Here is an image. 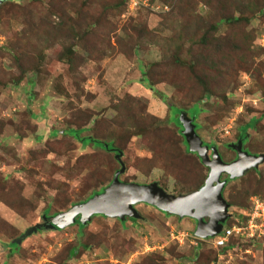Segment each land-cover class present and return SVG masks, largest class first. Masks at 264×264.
Instances as JSON below:
<instances>
[{
	"label": "rangeland",
	"instance_id": "obj_1",
	"mask_svg": "<svg viewBox=\"0 0 264 264\" xmlns=\"http://www.w3.org/2000/svg\"><path fill=\"white\" fill-rule=\"evenodd\" d=\"M40 1L37 4L33 0H13L0 9V217L21 234L43 222L48 205H68V209L72 201L84 198L93 188L108 185L120 168L115 153L91 143L83 146L64 134V130L76 123L84 124L90 130L82 135H88L98 121L110 124L112 119L121 120L125 110L118 100L126 94L141 102L136 103L139 117H148L145 113H150L171 127L179 122L175 109L169 110V104L179 100L174 96L175 88L161 82L153 85L152 91L144 81L145 70L161 61L163 52L147 41L143 47L133 48L131 58H127L117 52L114 44L116 38L125 37L123 30L129 19L137 16L155 33L168 35L178 19L173 9L154 3L138 9L126 8L120 16L109 18L112 25L109 53L100 57L97 47H93L96 50L88 49L69 68L58 55L64 45L73 41V36H60L62 29L52 30L50 26H57L60 19L65 22L63 29L70 28L67 25L71 19L83 23L88 15L100 13V0ZM81 1L87 5L78 14ZM50 5L60 8L63 16L54 11L47 13ZM157 5L160 8L155 10ZM41 18L50 21V26H44L50 29V38L40 26ZM262 18L259 15L252 19L248 29L255 30L254 45L263 49L255 60L264 63ZM225 29L226 25H221L220 31ZM45 38L54 40L48 43ZM84 40L89 48L98 38L90 35ZM25 45L28 46L25 53L29 55L43 47L46 58L40 65L39 76L28 74L15 84L10 79L11 73H18L13 55ZM30 78L35 81L32 86L27 84ZM227 90H231L228 96L231 104L225 106L221 99L211 97L208 103L198 104L196 122L200 138L214 142L224 161L229 162L235 154L228 145L235 143L238 126L252 116L262 117L258 130H249V150L255 153L264 141V91L256 85L254 75L245 71L238 72L235 87L230 85ZM186 113L192 117V108ZM108 129L104 131L107 133L115 126L108 125ZM151 144L149 135L132 136L125 142L121 155L125 169L119 175L120 180L141 184L161 181L168 193L178 194L174 189L176 180L166 171L156 145ZM167 146L170 148V143L164 149ZM183 159L184 169L197 161L189 155ZM251 169L227 183L226 196L248 190L247 180L253 176L248 173ZM256 169L254 181L264 180V162ZM225 176L222 174L221 179ZM3 196L9 197L14 206L7 204ZM255 203L263 205L257 214ZM244 204L229 206L232 224L225 227L232 229V234L221 247L216 246L215 236L200 238L194 234L193 218H178L152 205L137 203L135 208L140 215L137 219L128 217L121 224L115 217L96 215L81 230L75 223L62 229L40 227L23 238L17 249L7 245L9 236L0 231V264H201L194 258L201 252L216 253V259L209 264H264V195L250 193ZM71 248L76 249L73 255Z\"/></svg>",
	"mask_w": 264,
	"mask_h": 264
},
{
	"label": "trees",
	"instance_id": "obj_2",
	"mask_svg": "<svg viewBox=\"0 0 264 264\" xmlns=\"http://www.w3.org/2000/svg\"><path fill=\"white\" fill-rule=\"evenodd\" d=\"M12 2L13 0H5L3 4H0V9L3 5ZM33 2L38 4L41 1L33 0ZM147 2L148 4L165 5L173 9L178 15L176 26L168 35H163L155 33L149 28L142 21V17L130 18L123 30L125 37H118L115 40L114 44L118 48L117 52H120L127 58H131V50L135 47H143L147 41L155 44L163 52V59L150 64L145 70L147 77L144 78V81L150 85L148 90L152 91L155 89L153 85L161 82L174 87V96L179 100L178 103H170L169 110L175 109L179 117L181 111L187 112L189 108H192V118L197 134L199 124L196 122V117L200 110L198 104L208 103L211 97L221 99L225 106L231 104L228 100L231 90L227 89L230 85H232V88L235 87L239 71L252 73L255 77L256 85L264 91V78L262 77L264 63L255 60V56L262 54L263 49L254 45V40L256 39L255 30L252 28L248 29V25L252 19L258 18L259 15L264 17V0H147ZM59 4L63 3L60 2ZM85 4V1H81L78 14H81L85 8ZM37 6H34V9ZM140 6L142 5L137 6L136 9ZM30 8L32 7H28V9ZM49 8V12L47 13L50 14L51 11H54L60 17L63 16L61 9L55 5H50ZM126 8H128V0H100V13L98 15L94 14L93 16L88 15L85 17L86 20L83 23L80 22V24H77L76 19H71L67 25L70 28L63 29V24L65 25L63 20L60 19V23L53 27L52 25L50 26V21L41 18L40 26H43V32L48 37L50 29L44 26H50L52 30H55L54 28L56 30L62 29L60 36H64L65 34L66 36L68 34L73 36V41L64 45L65 49L58 55V59L66 63L69 68H72L75 63V58L82 57L83 53L87 52L88 49L92 52L96 50H93V47H97L99 54H101L100 57L109 53L108 48L111 46L110 33L112 31L109 18L112 16H120ZM203 8H206V10H203ZM200 9L202 10L200 11ZM106 14H108V17L105 16ZM134 19L136 21H133ZM221 25H226L224 31H220ZM90 35H95L98 41H93L92 47L89 46L88 48L87 46L89 44L88 42L85 43L84 39L87 40ZM45 40L51 43L54 38L52 40L45 38ZM27 48L28 46L25 45L23 49H19L13 55L14 66L17 68L18 73H11L10 79L15 84L25 77L27 78L28 74L39 76L40 65H42L41 63L46 58L43 47L38 48L36 53L32 55L25 53ZM34 82L30 78L27 84L28 86H32ZM204 99L205 101H203ZM118 102L125 110L123 112L124 117H121V120L116 119L115 121L112 119L109 121L110 124L103 120H96L98 122L94 127H91L92 133L88 135H82V133L90 130V128L85 127L84 124L76 123L73 127L64 130V134L71 135L83 146L91 143L103 151L115 152V154L117 151H123L125 142L132 136L149 135L152 144L156 145L155 148L157 151H160L163 157L161 162L164 163L166 171L176 180L174 185L176 193H187L198 189L206 178L208 168L201 163L199 156L195 152L189 151L185 138L181 133L182 126L180 123L178 122V126L172 123L174 126L171 127L166 123V125L162 124L161 119L150 115V113H145L148 117H139L140 114L136 110V103L139 101L133 95L126 94ZM261 117L252 116L238 126L235 142L241 139L242 148L248 152H251L247 145L250 142L249 130H258ZM169 123L171 122L169 121ZM107 124L112 127L115 126V129L108 131ZM104 128L108 129L107 133L104 131ZM167 143H170L171 147L169 148L167 146L164 149ZM203 144L209 147L215 145L212 141L208 143L203 141ZM254 152L264 153V141L259 146V150ZM185 155L194 156L197 161L193 162L192 165H186L184 169V163L186 161L183 158ZM220 155L222 157L221 153ZM248 173H253V176L247 180L248 190L245 192L244 189L238 191L235 196L225 195L226 185L231 180L225 176L224 179L226 182L222 189V196L230 206L233 204L245 205L244 201L250 193L264 195V180L261 178L260 180L254 181V175L257 176V169L252 168ZM157 183L164 190H167L165 183L161 181ZM106 186V184H100L99 189L93 188L84 198L72 201V205L86 201L94 194L102 192ZM2 199L7 204L14 206V203L9 202V197L6 198L3 196ZM66 207L68 205H48L43 215L46 217L54 216L67 209ZM100 216L105 217L103 215ZM127 218L128 216L123 220L117 219L123 224ZM75 224L80 225L79 230H81L89 222L82 225L77 217ZM231 224V219L228 218L224 222L223 228H226L225 225L228 226ZM0 231H3L9 236L7 245L11 249L20 247L15 239L21 233L15 231L1 217ZM75 252L76 249L71 248L70 255H73ZM197 254H195L194 258L196 262L201 264H209L216 259L215 252L210 254L201 252Z\"/></svg>",
	"mask_w": 264,
	"mask_h": 264
},
{
	"label": "water",
	"instance_id": "obj_3",
	"mask_svg": "<svg viewBox=\"0 0 264 264\" xmlns=\"http://www.w3.org/2000/svg\"><path fill=\"white\" fill-rule=\"evenodd\" d=\"M179 122L189 151L195 152L201 163L208 168L206 178L198 189L185 194H173L164 190L156 181L147 184L126 183L119 179L125 165L121 160L122 152L117 151L115 159L120 168L102 192L94 194L84 202L75 203L54 216L43 215L42 223L27 228L15 241L19 243L40 227L62 229L75 223L77 217L82 224L89 222L93 215L115 217L120 220L126 216L138 218L140 215L135 208L137 203L152 205L178 218H193L196 221L194 234L197 237L208 238L218 235L230 215L228 213L230 205L222 196L226 182L225 179H221L222 174H226L229 179L238 178L248 169L257 168L263 163L264 153L252 154L243 150L242 140L239 139L228 145L236 152V158L229 162L224 161L215 145L209 147L203 144V140L195 131L192 117L181 111Z\"/></svg>",
	"mask_w": 264,
	"mask_h": 264
},
{
	"label": "built area",
	"instance_id": "obj_4",
	"mask_svg": "<svg viewBox=\"0 0 264 264\" xmlns=\"http://www.w3.org/2000/svg\"><path fill=\"white\" fill-rule=\"evenodd\" d=\"M148 2L147 0H128V8L131 7V8H136L137 6L139 5H147ZM155 10L159 9L160 6H155L154 7ZM263 205L260 203H255V206H254V214H257V210H262ZM251 226V222H249V227ZM238 231H239V228H238ZM232 234V229H229V228H222L221 232L216 235L214 237V241H215V244L216 246H223L225 245L226 241L228 240V238L231 236Z\"/></svg>",
	"mask_w": 264,
	"mask_h": 264
},
{
	"label": "flooded vegetation",
	"instance_id": "obj_5",
	"mask_svg": "<svg viewBox=\"0 0 264 264\" xmlns=\"http://www.w3.org/2000/svg\"><path fill=\"white\" fill-rule=\"evenodd\" d=\"M244 150V149H243ZM233 151V153L235 154V156H234V158H233V160L236 158V152L234 151V150H232ZM248 152V151H247ZM115 153V152H114ZM209 153H210V151H209ZM249 153H252V154H255V153H253V152H249ZM224 160V159H223Z\"/></svg>",
	"mask_w": 264,
	"mask_h": 264
}]
</instances>
